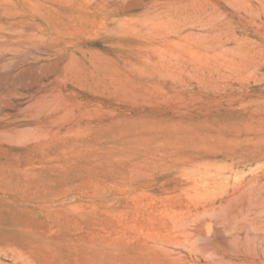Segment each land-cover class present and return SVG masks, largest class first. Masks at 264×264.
<instances>
[{
	"label": "rangeland",
	"instance_id": "rangeland-1",
	"mask_svg": "<svg viewBox=\"0 0 264 264\" xmlns=\"http://www.w3.org/2000/svg\"><path fill=\"white\" fill-rule=\"evenodd\" d=\"M0 264H264V0H0Z\"/></svg>",
	"mask_w": 264,
	"mask_h": 264
}]
</instances>
